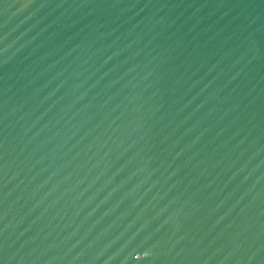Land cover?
<instances>
[{
  "label": "water",
  "instance_id": "water-1",
  "mask_svg": "<svg viewBox=\"0 0 264 264\" xmlns=\"http://www.w3.org/2000/svg\"><path fill=\"white\" fill-rule=\"evenodd\" d=\"M0 264H264V0H0Z\"/></svg>",
  "mask_w": 264,
  "mask_h": 264
}]
</instances>
